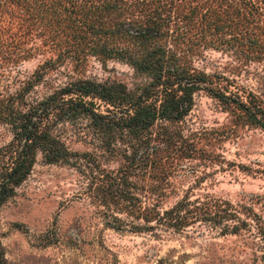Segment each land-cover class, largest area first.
<instances>
[{"label": "rangeland", "instance_id": "obj_1", "mask_svg": "<svg viewBox=\"0 0 264 264\" xmlns=\"http://www.w3.org/2000/svg\"><path fill=\"white\" fill-rule=\"evenodd\" d=\"M250 1L166 11L169 37L178 55L221 86L264 93V11L256 6L264 0ZM15 10L0 2V98L33 81L28 96L82 77L130 89L148 81L128 62L88 49L96 11ZM48 58L55 66L44 72ZM93 102L107 118L124 115L102 99ZM59 127L67 147L90 152L91 160L47 163L38 153L0 205L4 264H264V129L236 120L210 92L196 90L183 117L158 119L107 145L87 117ZM10 137L0 122V145ZM105 172L128 179L143 210L138 216L102 200L97 187ZM183 197L228 200L247 224L233 233L200 219L175 228L165 210Z\"/></svg>", "mask_w": 264, "mask_h": 264}, {"label": "trees", "instance_id": "obj_2", "mask_svg": "<svg viewBox=\"0 0 264 264\" xmlns=\"http://www.w3.org/2000/svg\"><path fill=\"white\" fill-rule=\"evenodd\" d=\"M191 1H196L193 5ZM250 1V0H247ZM15 11H96L89 28L92 54L118 58L131 64L148 81L136 89L121 81L76 78L54 87L40 96H28L35 83L29 82L17 92L0 98V122L8 124L11 137L0 145V205L11 197L32 170L38 153L47 163L79 166L81 158L91 160L90 152L71 150L57 128L65 122L87 117L103 144L116 136L138 135L158 119L175 120L191 108L193 93L204 89L232 112L235 119L264 129V93L229 89L219 77L190 65L171 45L166 11L203 8L212 10L213 0H0ZM252 5L251 1L249 2ZM249 4H246L247 6ZM264 11V3L256 4ZM250 11V10H249ZM74 52L79 48L75 47ZM80 62V60H77ZM79 64V63H77ZM55 66L48 58L44 72ZM42 73L38 72V80ZM36 82V81H35ZM102 99L124 112L117 119L107 118L94 108L93 98ZM60 128V127H59ZM98 185L104 202L120 204L137 216L143 211L138 194L123 175L105 172ZM165 220L181 228L200 219L217 223L222 233L237 232L247 224L237 207L228 200L194 201L179 199L165 210ZM264 263V229L261 230ZM0 241V264L3 262ZM158 264H163L159 262Z\"/></svg>", "mask_w": 264, "mask_h": 264}]
</instances>
